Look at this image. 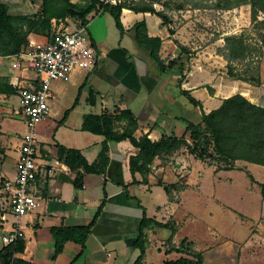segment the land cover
Returning a JSON list of instances; mask_svg holds the SVG:
<instances>
[{
    "label": "crops",
    "instance_id": "crops-1",
    "mask_svg": "<svg viewBox=\"0 0 264 264\" xmlns=\"http://www.w3.org/2000/svg\"><path fill=\"white\" fill-rule=\"evenodd\" d=\"M1 1L8 3L10 9L29 8L35 2L36 8L22 14L37 12L42 3V0ZM120 21L122 28L105 10L90 14L86 26L96 50L94 69H75L67 80L51 83L54 98L48 117L37 126V133L43 162L53 167L55 174L46 180L39 178L37 185L44 201L36 211L20 218L10 214H6L5 220L2 218L3 198L0 192V250L5 246L3 235L20 227L25 235V248L15 257L30 264H134L139 253L133 244L145 210L148 217L159 222H174L177 231L172 235L169 228L150 227L147 230L144 264H163L166 260L188 256L170 251L173 246L178 247L184 238L191 240L193 248L203 254L202 264H243V251L249 256L264 253V196L253 212L247 213L211 195L218 205L232 210L235 215L229 223V234L222 235V221L217 220L213 226L204 223L206 215L212 217L208 220L215 219L214 212L199 200L205 194L200 172L207 163L190 154L185 147L170 156L155 158L147 181L140 172L133 175L130 170V157L136 155L139 149L128 139L108 143L109 165L104 174L80 175V171H73L58 160L57 144H61L80 150L89 163L96 161L104 137L98 135L100 138H94L97 134L81 129L84 117L91 113L130 110L138 121L134 136L140 138L147 135L156 141L165 134L183 135L185 121L201 122L203 112L217 109L223 99L236 94H243L253 103L264 106L263 66L260 84L237 80L227 73L221 76L216 68L219 63L227 66V61L215 49L210 52L198 45L202 49L196 55L190 52L191 57L184 59L182 71L178 67L162 70L149 52L138 45L134 26L145 21L148 37L162 40L160 58L166 63L181 54V45L188 47L183 40L176 43L179 31L171 33L172 25L165 24L155 13L130 8L122 9ZM79 26L80 22L69 18L64 21L53 19L51 34L30 32L28 40L47 42L58 31L73 30ZM219 41L221 39L212 41V45L206 48L210 50L215 43L218 47L222 46ZM18 60V55L0 56V78L7 77L10 84L16 78L29 82L34 79L35 72L19 67ZM184 91L200 101L201 105L191 103ZM11 96L0 93V188L5 178L16 175L21 137L26 131L25 123L15 115V109L5 105ZM68 109L67 118L59 123ZM126 124V120L118 121L116 129L122 132ZM50 132H53L52 143L47 141ZM235 167L246 168L253 178L252 184L261 188L264 182L263 165L237 160ZM74 181L81 186L77 187ZM160 181L174 185L173 199L170 200ZM189 191H195L198 200L187 202L185 195ZM155 195L160 196V203L153 202ZM99 208L101 211L84 246L67 241L57 252L52 229L87 226ZM245 222L248 224L247 235L239 238L236 231L239 226L246 225ZM190 224L198 231L200 228L202 233L198 236L205 235L202 241L197 235L184 233L186 225Z\"/></svg>",
    "mask_w": 264,
    "mask_h": 264
},
{
    "label": "trees",
    "instance_id": "trees-1",
    "mask_svg": "<svg viewBox=\"0 0 264 264\" xmlns=\"http://www.w3.org/2000/svg\"><path fill=\"white\" fill-rule=\"evenodd\" d=\"M243 3L251 6L252 23H255V27H260L263 33L264 17L260 19L259 13H264V0H243L241 4ZM229 7L232 6L229 5ZM123 8L155 13L163 19L165 24L170 22L167 14L156 10L153 4L136 6L133 3L111 5L104 3L102 0H77L76 2L72 0H42L40 9L35 13L14 14L11 12L9 4L0 0V56L18 55L28 46V34L30 32L51 34L53 19L65 20L69 18L75 22H80V25H85L90 14L105 10L114 16L118 27L122 28L120 13ZM134 28L138 45L149 52L162 70H171L175 67H178L181 71L184 69V59L189 60L191 57L186 47L181 45V54L166 63L160 58L162 40L148 37L146 22L141 21ZM170 32L174 33L172 28H170ZM262 37H264V34ZM225 41L224 48H219L218 51L227 61L230 77L246 82L253 80L260 84V66H256V76L249 74V72L254 68L255 57L258 59L262 57L264 46H252L243 33L230 34L225 37ZM239 64L245 65L246 68L240 71ZM0 93L7 95H16L17 93L16 88L10 84L7 77L0 78ZM184 93L191 103L196 106L201 105V102L188 92L184 91ZM69 112L70 109L66 110L63 119L59 123L64 122ZM122 120H126L127 124L121 132L116 129V122ZM185 124L186 128L183 135L165 134L159 140L153 141L147 135L140 138L134 136V132L138 128V121L130 110H122L116 113H91L84 117L81 129L104 137L96 161L89 163L80 150L68 148L61 144H57V158L71 170L80 171V175L104 174L109 165L108 143L128 139L133 146L139 149L136 155L130 157V170L133 175L140 172L144 175L145 181H147V175L151 171L150 165L155 158L165 155L170 156L183 147L187 148L189 153L197 159L206 162L208 165L217 163L219 168L232 169L235 167L237 160H245L264 166V106L253 103L244 95L236 94L225 98L217 109L209 113L203 112L201 122L194 123L187 120ZM74 184L77 187L81 186V183H77V181H74ZM160 184L164 186L170 200L173 199L174 185H167L162 181H160ZM261 188L264 196V182L261 184ZM100 211L101 208L96 212L93 221L87 226L53 228L56 251L59 252L67 241H75L84 246ZM150 227L169 228L172 235L177 231L174 222H159L148 217L144 210L140 230L133 244L139 253L134 264H144L148 243L147 230ZM24 248L23 239L5 245L0 250V264H30L15 257V254L23 252ZM171 250L185 253L188 256L166 260L163 264H202L204 261L203 254L196 251L193 248V242L187 238H184L178 247L173 246Z\"/></svg>",
    "mask_w": 264,
    "mask_h": 264
},
{
    "label": "rangeland",
    "instance_id": "rangeland-1",
    "mask_svg": "<svg viewBox=\"0 0 264 264\" xmlns=\"http://www.w3.org/2000/svg\"><path fill=\"white\" fill-rule=\"evenodd\" d=\"M22 2H25V0H22ZM132 2L136 6L153 4L156 10L166 13L169 17V23L172 25L174 33L179 31V39L177 41L175 40L176 43L179 44V42L183 40L188 46L186 47L187 50L193 53V55H196V52L202 49V47H199L198 45L203 46V48L210 52L215 49L221 55V52L218 51V49L224 48L226 44L225 37L230 34L243 33L246 40L252 44V46H264V37H262L264 32L262 33L261 28L255 27V23H252L251 6L247 3L241 4L243 0H132ZM32 4V7L25 9L14 7L11 9V12L14 14L23 11L30 12L32 8H36L35 2ZM229 5L232 7H229ZM25 6L26 4H24V7ZM234 8L237 9L231 11V13L228 12V10ZM259 14L260 19H262L264 13L260 12ZM216 39H221L219 42L222 46L218 47L216 45L218 43H215L214 46H211L213 48L210 50L206 48L210 44L212 45V41ZM256 66H260V72L262 66L264 68V51L261 58L258 59L255 57V63L253 64L254 68L250 70L249 74L253 76L257 75ZM238 68L242 71L246 66L239 64ZM216 69L221 76H226V73L228 74L227 66L220 63L219 67ZM248 83L257 84L256 81L253 80ZM19 103L18 96L12 95L9 99V103H5V105L17 109L19 108ZM20 133H23V131ZM50 133L47 141L52 143L54 142L53 132ZM94 138L100 137L94 135ZM200 179L201 187L205 194L200 196L199 200L204 202V205L214 212L213 218H215L214 220H208L212 217H207L206 215L204 223L213 226L217 220L222 221L224 229L222 235L229 234V223L230 221L232 222L235 215L232 210L222 205H218L217 201L210 197L211 195H215L216 198H219L227 205L236 207L238 210L247 213L253 212V208H255L256 205H258V202H260V199L263 198L262 188L258 187L256 184H252L253 178L246 168L242 170L239 167L224 169L219 168L217 163L213 165L205 164L204 170L200 172ZM181 180L182 182H185L184 179ZM197 196L198 195L195 191H189L185 195V200L187 202H193L198 200ZM154 198L153 202L160 203V196L155 195ZM144 200L147 201L146 198H144ZM204 213L205 211H203V214ZM247 225L248 224L239 226V229L236 231L237 237L243 238L247 235ZM184 233L190 236L197 235L196 237L201 241L205 236H198L202 231L200 228L198 231L197 227L192 224L186 225ZM231 233H234V231H231ZM210 244H212V242H210ZM226 248L228 249V247ZM243 253L241 259L243 264H264V253L259 254L256 252L257 254H252L250 256L244 251ZM228 259L232 258L228 257Z\"/></svg>",
    "mask_w": 264,
    "mask_h": 264
},
{
    "label": "built area",
    "instance_id": "built-area-1",
    "mask_svg": "<svg viewBox=\"0 0 264 264\" xmlns=\"http://www.w3.org/2000/svg\"><path fill=\"white\" fill-rule=\"evenodd\" d=\"M102 1L111 5L133 3L132 0ZM18 57L17 65L33 70L36 76L30 82L19 78L11 80L20 102L14 113L25 123L26 131L21 137L16 175L5 178L1 183L4 220L6 214L20 218L32 213L44 201L37 182L40 177L46 180L53 176L55 171L43 162L37 126L50 112V104L54 98L51 83L55 80H67L75 69H94L96 50L85 24L73 30L58 31L47 42H29ZM24 236V231L15 227L3 235L2 240L5 245H9L24 239Z\"/></svg>",
    "mask_w": 264,
    "mask_h": 264
}]
</instances>
